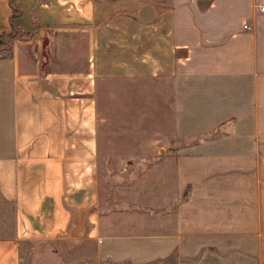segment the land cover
I'll list each match as a JSON object with an SVG mask.
<instances>
[{
  "label": "crops",
  "instance_id": "obj_1",
  "mask_svg": "<svg viewBox=\"0 0 264 264\" xmlns=\"http://www.w3.org/2000/svg\"><path fill=\"white\" fill-rule=\"evenodd\" d=\"M263 2L0 0V264H264ZM115 80L170 85L163 199H101Z\"/></svg>",
  "mask_w": 264,
  "mask_h": 264
},
{
  "label": "rangeland",
  "instance_id": "obj_2",
  "mask_svg": "<svg viewBox=\"0 0 264 264\" xmlns=\"http://www.w3.org/2000/svg\"><path fill=\"white\" fill-rule=\"evenodd\" d=\"M3 39L10 41L8 36ZM153 84L115 80L100 89L99 109L107 114L106 122L99 127V181L104 203L114 199L142 204L152 197L163 199L164 187L152 194L145 188V181L155 180L150 167L156 160H163L179 140L174 138L175 108L170 85ZM150 88H156V92ZM156 174L157 182L164 184L165 173ZM11 224L12 208L0 201V233ZM40 254L39 264H61L51 250Z\"/></svg>",
  "mask_w": 264,
  "mask_h": 264
},
{
  "label": "trees",
  "instance_id": "obj_3",
  "mask_svg": "<svg viewBox=\"0 0 264 264\" xmlns=\"http://www.w3.org/2000/svg\"><path fill=\"white\" fill-rule=\"evenodd\" d=\"M14 31H15V29H13L12 31H10L8 33L0 34V56L4 55L5 50L8 46V41L4 40L3 37L13 35Z\"/></svg>",
  "mask_w": 264,
  "mask_h": 264
},
{
  "label": "built area",
  "instance_id": "obj_4",
  "mask_svg": "<svg viewBox=\"0 0 264 264\" xmlns=\"http://www.w3.org/2000/svg\"><path fill=\"white\" fill-rule=\"evenodd\" d=\"M258 6H259V8H260L261 10H264V2H263V3H260Z\"/></svg>",
  "mask_w": 264,
  "mask_h": 264
}]
</instances>
